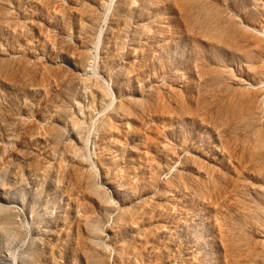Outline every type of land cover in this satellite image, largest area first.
I'll use <instances>...</instances> for the list:
<instances>
[{
  "label": "rangeland",
  "instance_id": "rangeland-1",
  "mask_svg": "<svg viewBox=\"0 0 264 264\" xmlns=\"http://www.w3.org/2000/svg\"><path fill=\"white\" fill-rule=\"evenodd\" d=\"M0 264H264V0H0Z\"/></svg>",
  "mask_w": 264,
  "mask_h": 264
},
{
  "label": "bare ground",
  "instance_id": "bare-ground-1",
  "mask_svg": "<svg viewBox=\"0 0 264 264\" xmlns=\"http://www.w3.org/2000/svg\"><path fill=\"white\" fill-rule=\"evenodd\" d=\"M107 22V21H106ZM102 37V36H101ZM99 38V37H98Z\"/></svg>",
  "mask_w": 264,
  "mask_h": 264
}]
</instances>
